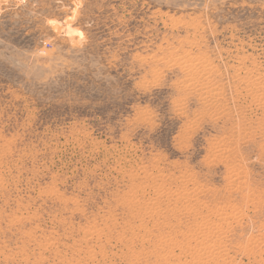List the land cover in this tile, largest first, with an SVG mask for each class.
<instances>
[{
	"label": "rangeland",
	"instance_id": "374dc122",
	"mask_svg": "<svg viewBox=\"0 0 264 264\" xmlns=\"http://www.w3.org/2000/svg\"><path fill=\"white\" fill-rule=\"evenodd\" d=\"M0 264H264V0H0Z\"/></svg>",
	"mask_w": 264,
	"mask_h": 264
},
{
	"label": "bare ground",
	"instance_id": "6f19581e",
	"mask_svg": "<svg viewBox=\"0 0 264 264\" xmlns=\"http://www.w3.org/2000/svg\"><path fill=\"white\" fill-rule=\"evenodd\" d=\"M263 102V101H262Z\"/></svg>",
	"mask_w": 264,
	"mask_h": 264
}]
</instances>
